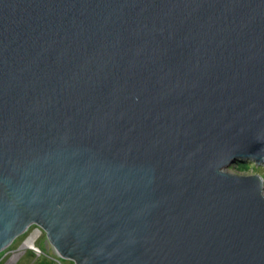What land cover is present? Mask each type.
Segmentation results:
<instances>
[{
	"label": "water",
	"instance_id": "1",
	"mask_svg": "<svg viewBox=\"0 0 264 264\" xmlns=\"http://www.w3.org/2000/svg\"><path fill=\"white\" fill-rule=\"evenodd\" d=\"M264 0H0V252L264 264Z\"/></svg>",
	"mask_w": 264,
	"mask_h": 264
},
{
	"label": "rangeland",
	"instance_id": "2",
	"mask_svg": "<svg viewBox=\"0 0 264 264\" xmlns=\"http://www.w3.org/2000/svg\"><path fill=\"white\" fill-rule=\"evenodd\" d=\"M246 167L241 169L240 167ZM228 173L239 175V176H254L259 175L262 179L264 178V167L263 166H257L252 162H247L245 164H235L231 165L228 168L225 169ZM31 229H27V231L17 237L6 249L0 252V264H57L55 261H53L51 258H56L55 254L48 253L45 249L46 245V237L45 234L42 232L40 238L35 243L42 251L45 252L44 256H36L34 252L25 250V253L21 255V257H17L16 259H10V252L15 251L18 249L22 242L29 236L31 233ZM57 259L62 264H72V262L67 261L65 259H62L61 257H57Z\"/></svg>",
	"mask_w": 264,
	"mask_h": 264
},
{
	"label": "built area",
	"instance_id": "3",
	"mask_svg": "<svg viewBox=\"0 0 264 264\" xmlns=\"http://www.w3.org/2000/svg\"><path fill=\"white\" fill-rule=\"evenodd\" d=\"M32 231H31V233L29 234V236L24 240V242H22V244H21V248L25 245V244H27V243H29V242H31V244H35L37 241H38V239L40 238V236H41V230L36 226V225H32V226H30L29 227ZM29 228H27L28 230H29ZM32 236H34V239L32 240V241H28ZM19 247V248H20ZM28 250V249H27ZM30 251H32V252H34V254H36V256H44V257H47L46 255H44L45 254V252L44 251H42L37 245H35L34 247H33V250H30ZM24 253H25V251H24ZM18 253H15L14 251H13V253L12 252H10V259H16L18 256ZM55 257L56 258H51L53 261H55L57 264H62L58 259H57V257H59L57 254H55ZM71 262V261H70ZM73 264V263H72Z\"/></svg>",
	"mask_w": 264,
	"mask_h": 264
},
{
	"label": "bare ground",
	"instance_id": "4",
	"mask_svg": "<svg viewBox=\"0 0 264 264\" xmlns=\"http://www.w3.org/2000/svg\"><path fill=\"white\" fill-rule=\"evenodd\" d=\"M38 227V226H37ZM39 228V227H38ZM40 229V228H39ZM41 230V232H43L42 231V229H40ZM27 231V230H26ZM44 233V232H43ZM23 235V234H22ZM34 239V236H32L28 241H32ZM35 246V244L33 245V244H31V242H29V243H27V244H25L22 248L20 247V248H18V249H16L14 252L15 253H18V257H21V255H23L24 254V251L25 250H33V247ZM13 253V252H12Z\"/></svg>",
	"mask_w": 264,
	"mask_h": 264
},
{
	"label": "trees",
	"instance_id": "5",
	"mask_svg": "<svg viewBox=\"0 0 264 264\" xmlns=\"http://www.w3.org/2000/svg\"><path fill=\"white\" fill-rule=\"evenodd\" d=\"M240 168H241V169H243V168H245V169H246V167H244V166H242V167H240ZM262 181H263V184H264V178H263V180H262Z\"/></svg>",
	"mask_w": 264,
	"mask_h": 264
}]
</instances>
